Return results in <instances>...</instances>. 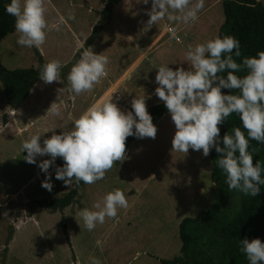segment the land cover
I'll return each instance as SVG.
<instances>
[{
  "label": "rangeland",
  "instance_id": "1",
  "mask_svg": "<svg viewBox=\"0 0 264 264\" xmlns=\"http://www.w3.org/2000/svg\"><path fill=\"white\" fill-rule=\"evenodd\" d=\"M51 1L44 0L49 27L45 30V42L38 48L47 62L51 59L62 62L60 82L45 84L40 80L26 102L27 108L6 127L3 119L8 115L7 102L0 81V190L10 199L0 204V264H78L76 257L79 264H92V258L99 264H161V259L173 260L181 254V221L199 217L214 203L215 186L211 180L209 154L205 157L201 151L172 150L175 127L169 114L155 124V139L146 137L133 143L125 150L126 158L114 162L102 179L84 188L76 202L64 212L50 213L34 205L35 201L60 198L73 188L74 183L66 186L54 178L55 167L63 164L62 158L57 157L48 169L53 185L49 192L41 187L45 173L37 166L49 157L38 156L36 163H27L24 160L27 153L22 152L21 144L31 134H39L42 146L43 140L53 132L60 134L70 130L74 120L100 97H104L103 102L112 98L121 110L130 111L129 97L143 95L138 90L145 87L143 79L148 76L143 62L137 73L134 70L126 73L130 65L140 62L144 56L140 55V50L148 49L159 33L175 27L182 43L176 42L169 33L160 44L147 51L146 57L156 65L179 64L187 69L190 66L185 59L188 45L195 46L219 36L225 22L224 0H204L198 19L188 26L169 21L165 16L147 29L146 10L150 9L151 0L148 4L142 0H126L115 14L116 18L125 20L130 35L124 36L118 26L112 25L114 29L105 34L100 32L104 39L100 41L99 34V42L93 49L95 54L108 57L106 67H111L114 74L120 73L119 77L113 76V84L107 90L103 86L98 90L96 85L90 91L74 94L75 103L73 93L67 90L70 68L66 66L73 62L77 51L84 48L88 34L90 36L99 25L108 0H53L57 4L64 1L54 7L55 11L48 6ZM258 1L264 4V0ZM62 15L70 23L72 33L51 27ZM69 16L72 19H68ZM137 34H142V38H137ZM18 36L19 33L14 32L0 43V64L9 70L38 68L33 47L18 46ZM137 41L141 42L133 44ZM124 84H132V87L124 90ZM61 88L65 90L58 92ZM146 97V110L163 103ZM69 100L68 122H61L59 112L49 119L46 112L50 108L55 104L66 106ZM115 188L122 190L128 206L118 208L116 218L105 217L103 223L87 230L76 213L83 208L95 210L92 205L102 203L103 196ZM225 190L228 207L224 218L227 220L237 213L245 194L235 189L230 191L227 185ZM62 217L67 224L71 247L64 234ZM201 248L203 257L207 252L216 259L219 256L220 248L213 240L202 239Z\"/></svg>",
  "mask_w": 264,
  "mask_h": 264
},
{
  "label": "clouds",
  "instance_id": "2",
  "mask_svg": "<svg viewBox=\"0 0 264 264\" xmlns=\"http://www.w3.org/2000/svg\"><path fill=\"white\" fill-rule=\"evenodd\" d=\"M142 3L148 4L149 0H142ZM203 6L204 0H151V7L146 10L149 19L145 29L165 16L169 21L188 26L198 19ZM5 11L15 18L18 46L39 47L45 42V30L49 25L45 20L44 0H10L5 4ZM51 27L59 30V25ZM169 32L179 39L175 27H170ZM233 56L240 57L241 51L239 41L231 35L214 36L195 46L188 45L185 59L190 66L175 70L168 64L158 66L153 81L156 85L154 94L163 101L175 127L172 150L201 151L207 157L214 149L220 154L216 163L225 174L228 189L255 197L264 185L261 176L264 167L259 160L253 163L248 143L249 140L264 143V51L244 57L240 64ZM107 64V56L95 54L92 46L84 48L67 74V90L76 95L90 91L106 75ZM62 66L58 59L49 60L41 66L39 79L45 84L60 82ZM241 68L246 74L236 75ZM222 89H236L238 94H224ZM116 99L118 101L119 97ZM146 99L145 95H135L130 101V111L121 110L112 98L102 104H93L74 120L70 130L60 134L53 132L43 140L42 146L39 134H31L25 139L21 149L27 153L24 156L27 163H36L38 156L49 157L37 164L45 173L41 187L49 192L52 190L48 169L57 157L62 158L63 164L55 167L56 180L66 186L80 182L92 184L102 179L114 162L126 158L127 137L155 139L157 128L146 110ZM51 110L55 112V108ZM232 113L239 115L246 136L240 127L232 128L231 134L226 132L220 136L218 125ZM127 206L124 193L115 188L103 196L102 203L92 205L95 210L83 208L77 214L84 227L91 231L97 223H103L105 217L116 218L117 209ZM240 245L248 264H264V242L259 238L251 242L242 239ZM92 264L99 262L92 258Z\"/></svg>",
  "mask_w": 264,
  "mask_h": 264
},
{
  "label": "trees",
  "instance_id": "3",
  "mask_svg": "<svg viewBox=\"0 0 264 264\" xmlns=\"http://www.w3.org/2000/svg\"><path fill=\"white\" fill-rule=\"evenodd\" d=\"M120 1L122 0H108L101 12V21L94 27L85 47L95 43L98 34L108 24L114 8ZM9 2L10 0H0V43L16 32L15 18L5 11V4ZM223 9L225 22L220 28L219 36L231 35L240 43L241 56H233V59L240 64L244 57L255 56L258 51H264V4L258 0H224ZM33 49L39 63L38 68L9 70L0 64V81L7 105L13 110H18L29 98L32 90L40 81L38 73L41 66L47 63L37 48L33 47ZM82 50L83 48L76 53L70 66L79 59ZM235 74L243 76L246 70L241 68ZM218 75H226V73H218ZM224 93L238 94V90L224 89ZM147 111L154 125L169 114L164 103L152 106ZM3 122L7 124V116L4 117ZM235 127H240L246 136V130L242 128L239 115L232 113L219 125L220 136L223 137L226 132L231 134V129ZM137 141L139 139L133 136L127 137L125 150ZM248 150L253 155V163L259 160L264 167V143L249 140ZM219 155L214 149L209 151L212 162L211 180L215 186L214 203L199 217L185 218L181 221L179 226L181 254L173 260L161 259V264H248L245 255L240 250V240L246 238L251 242L252 239L259 238L261 242H264V185L260 186L258 196L245 195L237 213L231 219L226 220L224 214L228 207V200L225 190V174L216 163ZM261 176L264 178V171ZM87 185L89 184L83 182L79 185L74 183L73 188L62 197L51 201L46 199L35 201L34 205L50 213L63 212L76 202L79 191ZM62 220L64 234L71 247L65 218L62 217ZM204 238L213 240L219 246L220 252L217 259L210 252L203 257L201 241Z\"/></svg>",
  "mask_w": 264,
  "mask_h": 264
},
{
  "label": "crops",
  "instance_id": "4",
  "mask_svg": "<svg viewBox=\"0 0 264 264\" xmlns=\"http://www.w3.org/2000/svg\"><path fill=\"white\" fill-rule=\"evenodd\" d=\"M126 0H122V1H120L117 5H116V7L114 8V10H113V13H112V15H111V19H110V21L108 22V24L104 27V29L103 30H101L100 32H102V33H106L107 31H109V30H112V29H114V25L115 26H118L119 27V29H120V31L121 32H123V34H124V36H126L127 35V37H128V34H129V31H128V29H127V26L124 24V22H125V20L124 19H121V17L120 18H116V14H115V11L120 7V6H122L123 4H124V2H125ZM60 2V3H59ZM58 2V4H61V3H63V2H61V1H59ZM58 4L57 3H55V1H51V3H50V5H48V6H50L53 10H54V7H58ZM56 5V6H55ZM105 7V6H104ZM55 11V10H54ZM90 13V12H89ZM58 24L59 25V28H63L64 30H66V31H68V32H70V33H72V28H71V25H70V23L67 21V19L66 18H64L63 17V15H62V17H59V19L58 20H54L53 22H52V25H55V24ZM113 25V26H112ZM92 27V26H91ZM52 28H54V27H52ZM56 29V28H55ZM183 29H185L184 27H183ZM170 32H169V28L167 29V30H165V31H163V32H161V33H159L158 35H156L154 38H153V41H152V44L150 45V47L148 48V49H143L142 51L140 50V55H144V56H142V59L140 60V62H138V61H136V63H134L133 65H130L128 68L127 67H125V69L127 70V72L126 73H131L133 70L137 73V71H139L138 69L139 68H141L143 65H141V63L143 62V64H146V66H145V68L148 70V76L146 77V78H144L143 79V81H144V84H145V87L144 88H142L141 90H138V92L140 93H142L143 95H145V96H148V97H150V98H153V100H157V101H160L159 100V98L158 97H156L155 96V94H154V88L156 87V85H155V83L153 82L154 81V77H155V74H156V68L158 67V66H160V65H156V64H154V63H151V61L146 57L147 55H148V53H147V51L148 50H152V48L153 47H155L157 44H160L162 41H163V39H164V37H166L168 34H169ZM100 34V33H99ZM98 34V35H99ZM171 34V33H170ZM130 35V34H129ZM88 36H89V34H88ZM86 37V39H85V42L83 43V47L84 48H86L85 47V43H86V41H87V39L89 38V37ZM100 36H102V34H100ZM171 36H172V34H171ZM177 36V35H176ZM98 37V36H97ZM136 37L137 38H139V39H141L142 38V34H137L136 35ZM179 38V37H178ZM104 39V37L102 36L101 37V39H100V41L101 40H103ZM194 39V38H193ZM128 40H131L130 38L128 39ZM98 42H99V39L97 40V38H96V41H95V44H92V45H90V46H92L93 47V49H95L96 48V46H97V44H98ZM139 42H141V41H137V42H135V43H133V44H138ZM176 42H178V43H182V40L179 38V39H176ZM35 48H37V50L40 52V54L42 55V57H43V59L45 58L44 56H43V53L40 51V49L38 48V47H35ZM83 48V49H84ZM82 49V48H81ZM80 50V49H79ZM78 50V51H79ZM77 51V52H78ZM76 55V54H75ZM45 60V59H44ZM46 61V60H45ZM47 62V61H46ZM138 62V63H137ZM71 65V64H70ZM70 65H68V66H66V67H71ZM168 66L170 67V68H172L173 70H175V68L176 67H182L181 65H179V64H177V66L176 65H169L168 64ZM65 68V67H64ZM63 68V69H64ZM124 69V68H123ZM120 74V73H119ZM119 74H114L113 73V70L111 69V67L109 68V67H106V75L104 76V77H101L100 78V80H99V82L98 83H96L94 86H96V85H98V90L99 89H101V86H103V89H105V90H107L108 89V87H111L112 86V84H113V76H118ZM124 74H125V72H124ZM123 73L121 74L122 76L121 77H123V75H124ZM126 75V74H125ZM116 76V77H117ZM119 77V76H118ZM121 79V78H120ZM37 85V84H36ZM128 84H124V90L126 89L127 91H128V88L129 87H132V84L131 85H128ZM93 86V87H94ZM36 87V86H35ZM34 87V88H35ZM94 89V88H93ZM34 90V89H33ZM33 90H32V92H33ZM97 93V92H96ZM96 93H94V95L96 94ZM32 94V93H31ZM31 96V95H30ZM29 96V97H30ZM103 96V95H102ZM130 98V101H131V97H129ZM29 99V98H28ZM27 99V100H28ZM72 99H73V103H75L76 102V100H75V98H74V93L72 94ZM27 100L24 102V104L18 109V110H13L12 108H10L8 105H7V107L5 108V111L6 112H8V115H7V119H8V122H7V126L6 127H9L10 126V124H11V121L13 120L14 121V118L19 114V113H22L24 110H25V108H27V106H28V103L26 104V102H27ZM105 99H104V97L102 98V97H100L98 100H96L93 104H102L103 103V101H104ZM129 100V99H128ZM129 101V102H130ZM70 103H71V101L69 100V102H68V105H66V106H62V105H60V104H55L52 108H55V112H53L51 109L52 108H50V111H47L46 112V114H47V116L49 117V119H50V117L51 116H54L55 117V115H57V113L59 112L61 115L59 116V117H61L62 118V121L61 122H63V121H66V122H68V120L67 119H69L70 117H69V112L71 111V106H69L70 105ZM92 104V105H93ZM129 104V103H128ZM130 105V104H129ZM31 108V107H30ZM74 108H75V106H74ZM35 109V108H34ZM34 109L32 110V112L34 111ZM29 110V109H28ZM31 113V112H30ZM51 114H53V115H51ZM10 122V123H9ZM30 122V121H29ZM65 122V123H66ZM64 123V124H65ZM24 127H25V125H24ZM22 129V128H21ZM89 185H91V184H89ZM89 185H87V186H89ZM86 186V187H87ZM86 187H84V188H86ZM84 188H82L80 191H79V195L81 194V191L84 189ZM79 197V196H78ZM68 208H70V207H68ZM68 208H66L64 211H66ZM63 211V212H64ZM79 211V210H78ZM78 213V212H77ZM76 213V214H77ZM75 214V215H76ZM76 263H78L79 264V262H78V258L76 257Z\"/></svg>",
  "mask_w": 264,
  "mask_h": 264
},
{
  "label": "water",
  "instance_id": "5",
  "mask_svg": "<svg viewBox=\"0 0 264 264\" xmlns=\"http://www.w3.org/2000/svg\"><path fill=\"white\" fill-rule=\"evenodd\" d=\"M10 201L9 197L4 194L2 190H0V204L4 205Z\"/></svg>",
  "mask_w": 264,
  "mask_h": 264
}]
</instances>
